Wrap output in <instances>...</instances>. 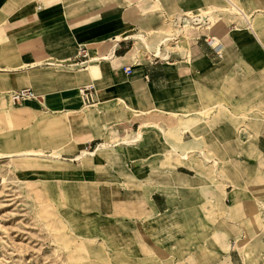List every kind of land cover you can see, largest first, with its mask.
<instances>
[{
    "label": "rangeland",
    "instance_id": "rangeland-1",
    "mask_svg": "<svg viewBox=\"0 0 264 264\" xmlns=\"http://www.w3.org/2000/svg\"><path fill=\"white\" fill-rule=\"evenodd\" d=\"M152 1L150 12L159 14L163 26L141 31L146 39L157 34L159 42L166 33H180L174 14L193 10L209 15L213 24L220 19L217 30L235 22L240 30L234 32L250 31L264 51V7L255 11L258 0L205 1L181 10ZM190 29L185 25L181 34ZM168 44L164 47L175 49L184 42ZM143 49L132 60L143 59ZM217 83L215 95L201 90L199 108L208 109L189 119L196 132L173 136L176 144L190 140L179 146L187 151V160L182 162V153L169 147L157 156L168 158L169 164L154 165L144 184L121 183L127 191L165 193L169 209L163 214L114 208L110 187L119 175L101 160L90 166L85 164L89 158L65 160L62 148L46 151L53 142H62L64 128L43 125L55 115L47 112L49 117L40 118L42 111L30 107L31 102L40 105L36 99L20 106L7 94V104L0 105V264H231V259L264 264V154L257 151L264 150V69L244 68L239 77L233 73ZM173 121L155 115L148 124ZM117 148L103 152L128 178ZM30 149L52 156L23 155ZM178 164L190 168L186 172L191 177L182 180L166 173ZM148 180H154L153 186ZM147 201L142 198L139 204ZM233 201L238 203L231 208ZM141 239L151 246L145 253L136 250Z\"/></svg>",
    "mask_w": 264,
    "mask_h": 264
},
{
    "label": "crops",
    "instance_id": "crops-1",
    "mask_svg": "<svg viewBox=\"0 0 264 264\" xmlns=\"http://www.w3.org/2000/svg\"><path fill=\"white\" fill-rule=\"evenodd\" d=\"M205 1L214 5L217 0H160V3L168 9L181 10ZM150 2L156 1L0 0V105L7 104L6 95L10 91L32 89L40 105L31 102L30 107L42 111L40 118L49 117L47 112L55 115L43 125L49 129L64 128L66 132L61 143L53 142L46 151L62 148L65 160L89 158L85 164L90 166L103 161L120 177L110 187L114 208L163 214L169 209L165 193L142 188L127 191L121 183L144 184L147 176L151 178L154 165L169 164L168 158L157 157L169 147L177 154L182 153V162L187 160V151H181L179 146L190 140L176 144L173 136L196 132L189 119L208 109L199 108L201 90L215 95L217 78H232L233 73L239 77L244 68L252 72L264 69V51L250 31L234 32L240 30L233 27L235 22L217 30L220 19L213 24L209 15L212 26L208 30L190 29L175 41L168 40L167 33L159 42L157 34L146 39L141 31L163 26L159 14L150 12ZM258 3L255 11L264 7L263 0ZM205 33L218 37L221 59L215 57L203 38L193 37ZM178 41L184 45L176 46ZM167 43L176 48H165ZM79 45L86 46L89 55L88 68L84 70L77 69V62L81 61L77 56ZM142 47L143 59L132 60ZM125 67L131 69L129 74L124 72ZM85 84L94 85L97 99L87 109L82 107L78 91ZM195 107L199 109L187 111ZM155 115L174 121L167 126L148 124ZM110 142L117 143L108 145ZM248 145L256 147L253 142ZM108 147H118L120 167L128 169L130 177L122 176L119 165L107 160L103 150ZM257 151L264 154V150ZM187 170L191 169L178 164L166 173L185 180L191 177ZM148 183L153 186L154 180ZM142 198L148 200L144 205L139 204ZM237 203L233 201L230 207ZM150 249L145 239L136 243L139 253ZM230 263L237 261L231 259Z\"/></svg>",
    "mask_w": 264,
    "mask_h": 264
},
{
    "label": "built area",
    "instance_id": "built-area-1",
    "mask_svg": "<svg viewBox=\"0 0 264 264\" xmlns=\"http://www.w3.org/2000/svg\"><path fill=\"white\" fill-rule=\"evenodd\" d=\"M173 25L175 27L181 28L185 23H188L191 27V29L197 31L201 29H209L212 25H210L211 21L209 17L205 14H201L199 12L193 11V14H189L185 11L177 12L173 16ZM233 27H240L236 24L233 25ZM196 39H201L205 41V43L210 46L213 49V52L215 54V57L218 59L222 58V45L216 35H212L210 33L205 34H197L195 36ZM168 40L175 41L174 35H169ZM77 56L81 58L80 62H77L80 67L86 68V62L89 60V55L87 52V48L84 45H79L77 49ZM76 63V62H75ZM125 73H130L131 69L129 67H125L124 69ZM80 100L82 102L83 106H94L97 103L96 99V90L94 85L87 84L83 85L78 88ZM10 98L14 104L21 105L24 102L34 99L36 97L34 91L30 88H21L15 91H10ZM235 243V241H233ZM232 248H234V244L232 245Z\"/></svg>",
    "mask_w": 264,
    "mask_h": 264
},
{
    "label": "bare ground",
    "instance_id": "bare-ground-1",
    "mask_svg": "<svg viewBox=\"0 0 264 264\" xmlns=\"http://www.w3.org/2000/svg\"><path fill=\"white\" fill-rule=\"evenodd\" d=\"M189 14H193V13H189ZM209 17V16H208ZM210 19V18H209ZM211 21V20H210ZM185 25H187V26H190L188 23H185L184 25H183V27L185 26ZM210 25H211V23H210ZM183 27H181V28H178V27H176V29L178 30V32H180V33H177V34H175L174 36H175V39L181 34V32H182V29H183ZM191 27V26H190ZM88 68V63H86V68H82V67H78L77 69H87ZM11 99V98H10ZM36 99V97L34 98V99H30V101H32V100H35ZM12 101V100H11ZM13 103V102H12ZM23 155H27V156H34V157H36V156H39V157H51L52 156V154H48V155H45V154H43L42 152H40V151H37V150H34V149H30V150H27V151H23ZM57 157H58V155H57Z\"/></svg>",
    "mask_w": 264,
    "mask_h": 264
}]
</instances>
